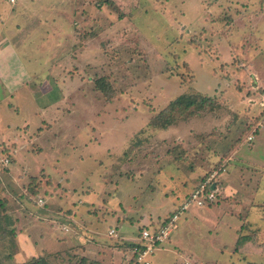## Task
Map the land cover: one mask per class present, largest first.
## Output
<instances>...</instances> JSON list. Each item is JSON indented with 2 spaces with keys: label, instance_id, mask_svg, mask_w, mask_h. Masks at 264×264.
Returning <instances> with one entry per match:
<instances>
[{
  "label": "rangeland",
  "instance_id": "obj_1",
  "mask_svg": "<svg viewBox=\"0 0 264 264\" xmlns=\"http://www.w3.org/2000/svg\"><path fill=\"white\" fill-rule=\"evenodd\" d=\"M16 1L9 35L36 75L0 96V264H133L132 242L75 235L70 216L135 219L152 203L155 230L223 167L221 196L228 174L253 210L230 195L197 220L192 205L173 235L207 261L264 264L238 253L234 229L264 245V182L248 195L235 169L264 161V0ZM11 9L0 0L4 21Z\"/></svg>",
  "mask_w": 264,
  "mask_h": 264
},
{
  "label": "crops",
  "instance_id": "obj_2",
  "mask_svg": "<svg viewBox=\"0 0 264 264\" xmlns=\"http://www.w3.org/2000/svg\"><path fill=\"white\" fill-rule=\"evenodd\" d=\"M9 3L12 5V9L7 10L4 13V15H6L5 21H4V18L3 19L1 18L3 13L1 14V10H0V20L3 22L1 27H0V31H1V34H0V88L2 89L3 92L0 93V96L2 98L5 97V100L9 99V97H11V96L12 97L15 96V91H17V90L19 91L20 88L30 86L31 89L33 90L34 83H35V75H36L35 74L36 71L31 70L29 68V66L27 65L26 61L22 58L23 57L22 48L16 47V44H14L11 40V39H13V37L9 35V33H11V32H13L15 34V32L18 31L20 29V27L22 26V24H18L19 22L16 23L13 21L11 23L12 25L7 24L8 19H17L15 17L18 15V11L15 12V10H14L15 9L14 7L18 4V1H16L15 3H12L9 0ZM39 16H40L41 22L44 21L43 20L45 18L44 15L40 14ZM6 24L9 25V27H11V28H6L7 30H9V32L7 34H5ZM47 27H48V29L46 30V32L48 34H52L54 36H55V34H57L58 37L60 36L59 34H61L60 32H62L64 30L63 27H57V30L55 32L54 28L51 29L48 25L43 26L42 29H46ZM43 33H45V32H43ZM62 34H64V33H62ZM59 42L60 41H57V43H59ZM241 144H242V142L240 144H238V146H240ZM235 146H236L235 149L231 150V154L233 156L235 154L237 144ZM231 158L232 157H230V160H231ZM249 165H253V166L248 167V169L254 168L253 169L254 173L252 174V171L250 170L251 171L250 175L248 173L244 172L243 165H237V168H235V169H237L238 174H239V181H240V185H241L240 187H243V186L246 187L247 189L245 190V192L248 195H250V193L254 192L256 186L260 187L264 182V161L263 162H256L255 164L250 162ZM224 178L226 179V184L223 187L224 195L223 196L220 195L218 197L217 201L212 203L211 205L214 206V204H216V203L217 204L219 203V205H221V203H220L221 197L226 198L227 196L229 197L230 195H233V196L237 197V200L239 198V200H238L239 202L243 203V204H240L239 206L236 204L237 208H241V205H243V206L249 205V207H250L249 200L247 199L249 197L245 198V195L242 194V192H239V189H233L232 186L227 183V181H229V175L228 174H226ZM221 179H223V178H221V177L219 178V184H220L219 187L221 186ZM199 182L200 181L195 183L194 186L196 184H198ZM195 187H193L190 190V192ZM235 192H236V194H235ZM188 194L185 196V198L183 200L180 199L179 201L175 202V204H174V200L171 199V204L173 205V210L186 199ZM80 201H82V200H80ZM152 206H153L152 203L149 204L147 206L146 210H145V208H143L142 211H140L141 212L140 214H138L134 211L137 215H139V217L135 215L137 217V218L135 217V219L133 218L134 215H132L134 213H132L131 215L129 213L127 215L122 216L115 211H113V213H108V214L106 213V214L102 215V217H99L97 215L96 216L93 215L95 218L92 217V219H89V217L80 218L79 217L80 214H77V216L72 215V216H70V219L73 221L74 225L76 224L77 228H76V226H72V227L70 226V227H68L70 229V230L68 229V231H73L75 235L76 234L82 235V232L81 231L78 232L77 230L87 228L92 233H94L96 235H100L102 237L106 234L108 235V233L111 229H116L117 235L119 236L118 239L126 240V241H130L132 243H135L138 241L141 231L143 229L149 228L148 225H150V224L153 225V223H155V220H156L155 218H154L155 219L154 220L153 218L151 219V217L146 216V215H148V213L150 211V210L148 211V209L151 208ZM207 208H211V207L209 206ZM196 209H199V211H195V217H196L195 219L199 220L200 219V218H198L199 214L204 213L207 209L205 208V206H203V207L197 206ZM110 210L112 211V209H110ZM83 212L85 214H87L88 209L83 211ZM137 212H138V210H137ZM206 212L204 213L203 216H205L208 213V212L207 213ZM85 220H87V222H89L88 225H86V226H85V222H86ZM162 221L163 220L160 221L158 226L161 225ZM239 226H240V223L237 224L236 226H234L235 234L237 233V236H238V237L236 236V239H235L236 240L235 245H237L239 247V249L237 250L238 253L242 252V253L246 254V249H248L251 253H256V254L262 255L261 253H264V245L258 246L256 244H254L253 240L249 239L248 237L240 239V237L243 236L244 234L239 235V231H240ZM174 232L175 231H173V233ZM173 233H172L170 239L162 247L157 249L151 256L148 257V259L152 262V264H187V263H190V264H217L218 263L217 260H216L217 262L214 263L210 260L207 261V258H203L202 254L198 251L197 245L195 247L192 244V246H193L192 248H190L189 246H186L184 244V243H186L185 242L186 241L185 235H182L178 232L173 235ZM262 233L264 235V231ZM20 234H23V233H20ZM20 234H19V237L21 238L23 235H20ZM188 240H187V242H188ZM191 240H193V238H191ZM44 241H46V239ZM188 244H191V243H188ZM100 245H102V244H100ZM141 263L142 262L137 261L134 264H141ZM232 263H234V261H232ZM143 264H146V263H143Z\"/></svg>",
  "mask_w": 264,
  "mask_h": 264
},
{
  "label": "built area",
  "instance_id": "obj_3",
  "mask_svg": "<svg viewBox=\"0 0 264 264\" xmlns=\"http://www.w3.org/2000/svg\"><path fill=\"white\" fill-rule=\"evenodd\" d=\"M15 3L16 0H10ZM262 107L264 109V93L261 95ZM249 139H252V134L249 135ZM8 164L10 162L9 158L5 159L3 163ZM226 168H219L210 173L206 179H204L197 187H195L186 197V199L179 204L175 210L172 212L167 220H163L161 225L155 230L150 228L143 229L139 235V239L133 247V253L138 255L137 261L152 264L148 259L157 249L162 247L171 237L174 229L176 228V222L185 214L192 205L196 206H206L211 205L216 202L219 197V192L221 189L219 187V177L221 176V171H225ZM109 234L116 236V229H111ZM190 264V263H187Z\"/></svg>",
  "mask_w": 264,
  "mask_h": 264
},
{
  "label": "trees",
  "instance_id": "obj_4",
  "mask_svg": "<svg viewBox=\"0 0 264 264\" xmlns=\"http://www.w3.org/2000/svg\"><path fill=\"white\" fill-rule=\"evenodd\" d=\"M184 100V97H180V98H178L175 102L176 103H179V102H181V101H183ZM183 103V102H182ZM192 103L191 102H188L187 103V105H191ZM160 119H161V117H160ZM174 121L171 119L170 120V118L169 119H167V121H165V123H162L160 120H159V122L158 121H153V123H152V125L153 126H156V127H161V128H166L168 125H170V124H172ZM204 178V177H203ZM220 193H222V192H219V196L221 195ZM172 214V213H171ZM170 214V215H171ZM170 215L169 216H167L166 218H165V220H167V218L168 217H170ZM136 244V242L135 243H132V244H130L131 245V251L133 252V247H134V245ZM137 257H138V255L136 254V253H134L133 254V260H135L134 262H133V264L134 263H136L137 262ZM84 262H86L85 261V258H83V262L82 263H84ZM42 263H44V261L41 259V258H38L37 259V262H36V264H42ZM48 264V263H47Z\"/></svg>",
  "mask_w": 264,
  "mask_h": 264
}]
</instances>
